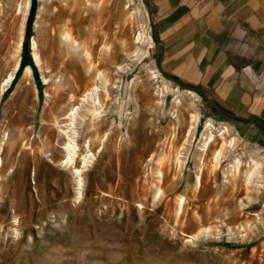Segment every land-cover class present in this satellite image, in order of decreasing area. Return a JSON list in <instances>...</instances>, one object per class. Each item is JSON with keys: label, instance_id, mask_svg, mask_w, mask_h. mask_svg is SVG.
<instances>
[{"label": "rangeland", "instance_id": "1", "mask_svg": "<svg viewBox=\"0 0 264 264\" xmlns=\"http://www.w3.org/2000/svg\"><path fill=\"white\" fill-rule=\"evenodd\" d=\"M54 1L30 0L28 8L29 0H0V264H264V151L160 68L143 0H93L95 18L81 40L101 51L106 33L110 54L105 62L99 56L98 67L110 96L101 89L102 114L89 151H80L93 153L92 162L77 157L80 176L62 162L64 117L94 80L60 90L68 77L59 73L64 57L55 58L53 74L45 69ZM144 27L151 45L136 40ZM34 38L44 68L34 58ZM53 90L66 94L61 113L49 110ZM210 119L217 129L205 152ZM249 169L255 172L246 175Z\"/></svg>", "mask_w": 264, "mask_h": 264}, {"label": "crops", "instance_id": "2", "mask_svg": "<svg viewBox=\"0 0 264 264\" xmlns=\"http://www.w3.org/2000/svg\"><path fill=\"white\" fill-rule=\"evenodd\" d=\"M160 68L264 151V0H143Z\"/></svg>", "mask_w": 264, "mask_h": 264}, {"label": "bare ground", "instance_id": "3", "mask_svg": "<svg viewBox=\"0 0 264 264\" xmlns=\"http://www.w3.org/2000/svg\"><path fill=\"white\" fill-rule=\"evenodd\" d=\"M54 2L56 4V6H55V9L52 11L51 18L50 17L48 18L49 26L47 28V31H45L46 36L50 40V43H49L50 47H47V48H51L50 51L48 50L49 55L51 57V62H49L50 65H47V67H45V69H49V71H48L49 74H53L55 69L58 67L57 65H59V63H58L56 65V68H55V66H54L55 58L60 61V58H61L60 56L64 57V59H61L63 62H62V68L60 67L59 73L61 74L60 75L61 77H62V73H63V77H64V75H66L68 77H65V78L59 77V78H61L59 80V86L57 85L59 87V89H60V87H63L67 83H69L71 86L75 87L76 85L80 84L85 79L93 78V80H94L92 83H88L85 85V87L82 90V103H81V105L76 106L74 104L71 107L70 112L67 113V115L64 117L65 119H67V122H68L67 124L65 123L66 128L60 129V134L67 136V141L64 140L65 143L63 144L64 146H62V147H64V149L66 151V157H65L66 159H64L62 162L65 164H69V163L73 164L74 168H75V172L78 174V176H80L79 170H81V169H79L78 167L75 166V163L77 162V157L79 155L82 156L83 160H84V164L86 165L87 162H90L92 160L91 157L93 156V153L84 154L80 151L82 149V145H83V147H87L88 148L87 150L89 151V149H90V147H89L90 141L88 140L89 135L94 130L95 124L102 114V108H103L104 104L102 103V99H101V95H100L101 89L102 88L105 89L104 95L107 98L110 96L109 91L106 88L107 83H108V78L102 72V70L98 67L100 62H101V58H99V56L100 57L104 56V59H103L104 61H102V62H105L106 56L110 54V52H109L110 47H109L108 38L106 37V33L102 39L103 43H102L101 51L98 50V48H96L95 51L94 50L91 51L90 41L88 39H85V40L82 39L81 40V35L83 33L82 30L84 28L87 29L88 24L95 18V15L93 12V9H94L93 0H59V1H54ZM29 5H30V0L28 2V8H29ZM85 23H87V25ZM148 29H149L148 27H144L143 32H140L138 34L136 40L139 42H142V43L147 41L148 44L151 45L153 43V40L150 36ZM103 32H104V30H103ZM89 33H91V32L88 31V34ZM127 36H128V32L125 28V30L121 34V38L123 37L122 40L124 38H126ZM48 38H47L46 42L49 41ZM39 41L40 40H37V38L33 39V47L35 50L34 58L37 61V63L43 64V68H44V63H42V58L39 54V51L41 50L40 49L41 45H40ZM56 42L60 46L59 47L60 50L58 52L55 49L56 48ZM20 45H21V42H20ZM45 49H46V47H45ZM88 49H90V50H88ZM46 55H48V53H46ZM49 59L50 58H48V60ZM79 61L82 62V67L79 64ZM46 62H47V60H46ZM19 64L20 63H18L17 66H19ZM47 64H48V62H47ZM15 69H16V67H15ZM26 72H27L26 73L27 76L29 74L33 73L32 69L30 67ZM151 72L152 73L157 72L155 77L159 76L158 71H156V70L152 71L151 70ZM13 76H14V72H12L9 75V77L5 80V82L3 84L4 88H5V85L12 80ZM67 78H69V80ZM52 80H53V78H52ZM161 81L163 83L167 82L165 80V78H162ZM99 83H101L102 85H100ZM56 84H57V82H56ZM64 88H65V86H64ZM66 88H68V87L66 86ZM165 88H166V90L171 89L170 85H165ZM71 90H73V89H71ZM53 91H54L53 92L54 93V99H52V103L49 107L50 108L49 110L52 113L58 112L59 111L58 110L59 108H57L58 105L62 104L63 101L66 102L65 100H67L66 96H65L66 94L64 95L61 91H58V90H53ZM76 92H78V91H76ZM64 93H66V92L64 91ZM67 94H69V93H67ZM175 94L176 95L180 94V89H175ZM67 97H68V95H67ZM70 97H72L71 102L75 101L74 95H72ZM68 101L70 102V100H68ZM69 102H67L66 104L69 105L68 104ZM66 104H65V106H66ZM61 109H63V108L61 107ZM20 110H19V112H21ZM54 114H56V113H54ZM58 118H59V116H58ZM55 120H56V122H59L57 120V118H55ZM192 120L194 122L193 123V130H194L196 128L198 121H199V114H197V113L194 114ZM78 125H79L81 131L77 130ZM216 129H217L216 125L210 119L207 122V124L205 125V129L202 133L203 146H204L203 151L206 152L207 149H209V145L214 141L215 138H214L213 132ZM78 137H81V140H83L82 144H80L78 142ZM234 139L229 142V144L231 146L234 145V142H235ZM0 161H1V158H0ZM233 167L236 170H239L241 167V160L240 159L236 160V163L234 164ZM252 171H253L252 169H249L246 172V175H250L252 173ZM253 172H255V171H253ZM78 183L79 184L81 183L80 177H78Z\"/></svg>", "mask_w": 264, "mask_h": 264}, {"label": "trees", "instance_id": "4", "mask_svg": "<svg viewBox=\"0 0 264 264\" xmlns=\"http://www.w3.org/2000/svg\"><path fill=\"white\" fill-rule=\"evenodd\" d=\"M30 24H31V18H30V16H29V17L27 18V23H26V28H27V30H26V35H25L26 39L28 38L29 29H30ZM154 40H156V39L154 38ZM23 49L25 50V52L28 51L27 40L24 42ZM181 83H182V82H181ZM194 89H196V88H194Z\"/></svg>", "mask_w": 264, "mask_h": 264}]
</instances>
